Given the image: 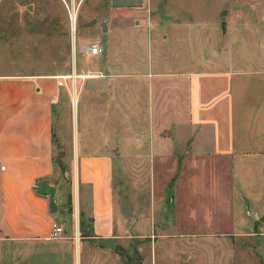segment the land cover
Here are the masks:
<instances>
[{"label":"crops","instance_id":"0c3cea01","mask_svg":"<svg viewBox=\"0 0 264 264\" xmlns=\"http://www.w3.org/2000/svg\"><path fill=\"white\" fill-rule=\"evenodd\" d=\"M244 1L110 5L101 54L76 62L71 25L72 63L54 50L41 65L67 72H0V264H122L119 249L154 230V217L124 223L123 167L132 198L145 190L146 209L172 216L169 239L142 264H163L156 254L168 247L173 263L177 239L205 237L232 257L252 242L264 262V30ZM43 180L56 213L36 193Z\"/></svg>","mask_w":264,"mask_h":264},{"label":"rangeland","instance_id":"374dc122","mask_svg":"<svg viewBox=\"0 0 264 264\" xmlns=\"http://www.w3.org/2000/svg\"><path fill=\"white\" fill-rule=\"evenodd\" d=\"M244 2L246 3L244 7L249 14L253 13L262 19L258 24L261 34L264 30V0H245ZM233 3H229L230 9ZM109 6L110 0H0V72L16 74L41 71L60 74L67 72L62 68L41 70V65L46 64L45 61H50L51 52L54 50L57 51L55 58L62 63L61 65L72 63L70 33L72 23L69 19V13L71 12V17L75 10L77 13L74 58L76 62L80 63L83 61L82 58L87 55L85 48L99 43L96 42L99 41V24L105 23L110 10ZM101 30H103L102 27ZM259 43L264 44V41ZM261 44H258V47L251 46L249 53L253 56L257 55L261 51L259 48ZM260 55L264 57V50L260 52ZM260 62L264 66L262 63L264 60ZM55 129L56 135L60 136L57 125ZM66 131L67 128L62 126V136L64 133L65 138L67 136ZM64 154L62 150L56 147L55 166L57 173H64L67 168ZM126 168L128 172H126ZM126 168H122L123 172L118 170L119 197L117 200L122 206V209L118 210L123 216L124 223L143 222L147 218L154 217V230L149 233L151 238L143 237L133 240V251L129 253L126 250L127 246H123L122 249H119L120 253L118 254L122 264H142L146 256V249L149 248L152 253L154 240L162 239L165 241L169 239L170 236L168 237V235L172 233L170 226L172 216L170 209H165V211L162 209L154 213L150 209H146L148 201L145 190H142L143 196L132 198L130 190L132 175L130 174V167ZM138 171V175L146 174L144 166L140 167ZM132 202L135 204V209H131ZM178 241L179 239L176 240L178 259L174 260L175 262H169L170 250L168 248L170 247L165 248L169 251L164 250L163 253L156 254L158 257L162 256L165 261L163 264H264L262 260L259 262L261 253L258 251V245L252 242L236 246V256L232 257L226 246L213 244L209 237H205L203 240L197 239L195 242ZM142 244L147 247L142 246ZM140 247L143 248L142 251L137 250Z\"/></svg>","mask_w":264,"mask_h":264},{"label":"water","instance_id":"95a60500","mask_svg":"<svg viewBox=\"0 0 264 264\" xmlns=\"http://www.w3.org/2000/svg\"><path fill=\"white\" fill-rule=\"evenodd\" d=\"M143 0H110V5L114 9L120 8H141ZM105 28V25H102ZM36 193L41 196H46L49 199V209L52 213L57 212V206L55 202L56 189L43 180L35 185Z\"/></svg>","mask_w":264,"mask_h":264},{"label":"built area","instance_id":"2783aa9c","mask_svg":"<svg viewBox=\"0 0 264 264\" xmlns=\"http://www.w3.org/2000/svg\"><path fill=\"white\" fill-rule=\"evenodd\" d=\"M69 19L71 22V15L70 14H69ZM102 51L103 50H102L101 46L99 45V43H95V44L85 48V53L89 54V55H99L102 53ZM61 233H62L61 227H59L57 224H53L51 237L57 238L60 236Z\"/></svg>","mask_w":264,"mask_h":264},{"label":"bare ground","instance_id":"6f19581e","mask_svg":"<svg viewBox=\"0 0 264 264\" xmlns=\"http://www.w3.org/2000/svg\"><path fill=\"white\" fill-rule=\"evenodd\" d=\"M76 10L74 11V13L72 14V17H71V22H72V32L75 31V21H76ZM70 15H71V12H70Z\"/></svg>","mask_w":264,"mask_h":264}]
</instances>
